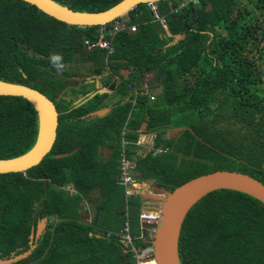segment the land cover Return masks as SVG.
Returning <instances> with one entry per match:
<instances>
[{
    "label": "trees",
    "instance_id": "obj_1",
    "mask_svg": "<svg viewBox=\"0 0 264 264\" xmlns=\"http://www.w3.org/2000/svg\"><path fill=\"white\" fill-rule=\"evenodd\" d=\"M56 1L101 11L120 0ZM208 2L212 8L205 10ZM182 3L158 2L171 35L160 32L148 3L118 17L137 28L106 33L113 48L107 54L86 48L101 25H71L23 0H0V79L40 90L58 111L56 139L43 159L25 171L0 173V259L30 250L8 264H135L134 248L150 243L138 220L144 200L126 197L117 180L122 150L134 158L137 181L154 179L166 190L218 169L264 183V0ZM53 54L63 57L64 71L52 66ZM155 67L163 70V91L151 100L138 93ZM78 76V86L65 84ZM95 77L109 90L90 96L97 91ZM143 122L145 132L155 134L144 153L135 144ZM37 128L25 98L0 95V158L29 150ZM168 129L179 133L166 137ZM139 186L153 198L167 192L149 181ZM94 193V207L103 213L88 222L79 209ZM49 214L53 220L35 235ZM126 220L132 243L124 245L118 232ZM178 256L180 264H264V203L237 190L209 192L182 222Z\"/></svg>",
    "mask_w": 264,
    "mask_h": 264
},
{
    "label": "water",
    "instance_id": "obj_2",
    "mask_svg": "<svg viewBox=\"0 0 264 264\" xmlns=\"http://www.w3.org/2000/svg\"><path fill=\"white\" fill-rule=\"evenodd\" d=\"M35 5L45 14L71 25L91 26L103 25L113 22L118 17L126 14L136 5L141 3L151 4L155 10L153 14L160 16L158 2L160 0H120L112 6L101 11H78L63 5L56 0H23ZM211 9L212 4L208 3L205 9ZM160 32L171 35L159 27ZM180 38L181 35H175ZM128 70L122 73L127 75ZM163 70L155 67L147 82L154 87L153 94L159 95L163 91V85L159 83ZM127 73V74H126ZM109 89L102 88L96 92H105ZM0 95L20 96L25 98L35 109L37 114V136L33 146L26 152L11 158H0V173L25 171L37 165L43 157L51 150L56 139L58 126V111L54 102L40 90L21 83H15L0 79ZM79 100L77 101V103ZM109 108H101L91 113L92 116H101ZM142 130L146 127L143 122ZM71 153V152H70ZM68 153L60 154L59 156ZM217 189H232L246 193L264 203V183L250 174L228 169H218L190 178L159 197L158 206L159 220L152 232L148 249L151 250L150 259L155 264H180L178 256V237L182 222L190 208L203 196ZM141 198L148 201V196L139 193ZM52 215H49L51 218ZM44 226L42 219L38 223L36 235ZM146 227V225H145ZM124 245L126 242L122 240ZM30 253V250L14 255L10 258H1L0 264L15 262Z\"/></svg>",
    "mask_w": 264,
    "mask_h": 264
},
{
    "label": "built area",
    "instance_id": "obj_3",
    "mask_svg": "<svg viewBox=\"0 0 264 264\" xmlns=\"http://www.w3.org/2000/svg\"><path fill=\"white\" fill-rule=\"evenodd\" d=\"M152 8L154 11V7H152ZM159 21H160V25H161L162 29L165 30L168 28L166 22L163 19H159ZM104 25L105 24L101 25V27L99 29L100 35H99V37L95 43H90L87 40L85 41L86 48H88V49H91L94 47L102 48V49L106 50L107 54H109L112 52L113 48H112L110 39L108 37H106V33H108L109 35H113L115 32H117L123 28H126V29L128 28L130 31L134 32V31H136V28H137L136 25H134V24L127 25L126 21L124 19L115 20L113 22L112 27L108 28V29ZM149 89H150V84L146 80V81H144V83L140 87L141 92H139V93L137 92V93L141 94V95H146L151 100H153L155 95L149 94L148 93ZM124 135H125V129L123 127L121 130V140H120V144H121L122 148H124L128 144V141L125 140ZM118 169L119 170H118V174H117V180H118V183L123 187L124 195L126 197H128L132 194H139L140 191H139L138 187L140 184L136 181V178H135L134 173H133L134 162L132 161V159H129L127 157L125 150H122V152H121ZM147 208H151L150 209L151 212H149L151 214L148 213L149 210ZM126 214H127V212H126ZM138 220H139L141 228H143L145 230V232H146V227L149 226V227H151L150 232L152 233L154 228H155L156 223L159 220V211L155 206L146 207L143 205L142 208L140 209L139 213H138ZM145 225H146V227H145ZM120 235H121V238L126 242V244L132 243V235L130 232V224H129L128 220L124 221L123 227L120 229ZM134 251H135L136 255L142 254V253H148L149 255L151 254V250H149L148 247L144 248L143 250H140L141 252L136 248H134ZM151 260L153 261V259H150L149 263H147V264H155V263H152ZM135 264H139V262L138 263L135 262Z\"/></svg>",
    "mask_w": 264,
    "mask_h": 264
},
{
    "label": "rangeland",
    "instance_id": "obj_4",
    "mask_svg": "<svg viewBox=\"0 0 264 264\" xmlns=\"http://www.w3.org/2000/svg\"><path fill=\"white\" fill-rule=\"evenodd\" d=\"M190 1H192L194 3H197L198 2V0H183V3L182 4L187 3V2H190ZM153 13H155V12L153 11ZM155 16H156V14H155ZM156 19H162V18H160L159 16H156ZM174 38L176 39V36H174ZM177 39H179V38L177 37ZM61 80H62V78H61ZM89 81L91 82V80H89ZM65 84L66 85H71V86H78L80 84V77L78 76V77H74V78H68V79L65 80ZM96 87H97V89H102V86H101L100 83H97ZM58 95L62 96V90L59 91ZM178 133H179V130H177V129H168L166 131V134L165 135H166V137H174ZM142 134H144V135H142ZM146 135H147V139L146 140H148V138L151 137V141L152 142L149 143V145H146L147 143H145L143 141V137H146ZM154 135L155 134L153 132L152 133H148V132H145V130L139 129V133H138V137H137V141H136L137 142L136 143L137 145L142 146V147H140L139 151H141L142 153L149 151V146H152L153 143H154V141H153ZM160 151H161V149L159 147H157V148L154 149V153H157V152H160ZM148 181L151 182V183H153V184H156L155 180H146V181L143 180L144 183L145 182H148ZM140 184H142V183H140ZM138 189H139L140 192H141V190H143V188H140V186L138 187ZM151 190H152L151 187H149L147 189V192H151ZM94 194L95 195L92 196L91 201L96 200V198L98 197L96 193H94ZM159 195H160V197H164L165 196V193H163V194L160 193ZM147 198H148V202L147 203L149 205L156 206V207L159 205L158 204V199L159 198H153V197H147ZM144 203H146V202H143V205H144ZM92 204H93V202H87V205H88V213L87 212H84L83 214H81V218H83L85 220H91L92 219L93 213H94V210L92 209ZM81 205H82V203H81ZM79 211H80V209H79ZM148 227L149 226L146 227V234H147V236L151 234V232H150L151 227H149V228ZM136 249H138V248H136ZM134 258H135V260H136L137 263L139 262V264H145V263L147 264V263H149L150 255L148 253H142V254L136 255V253H135L134 254Z\"/></svg>",
    "mask_w": 264,
    "mask_h": 264
},
{
    "label": "crops",
    "instance_id": "obj_5",
    "mask_svg": "<svg viewBox=\"0 0 264 264\" xmlns=\"http://www.w3.org/2000/svg\"><path fill=\"white\" fill-rule=\"evenodd\" d=\"M124 20L126 21V24L129 25V23H128V18H126V19L124 18ZM127 29H128V28H127ZM167 30H168V28L165 29V31L168 33ZM123 71H124V70H122L121 73H122ZM129 72H130V70H128L127 73H129ZM127 73H126V74H127ZM123 74H124V73H123ZM124 75H125V74H124ZM150 75H151V74H150ZM150 75H149V76H150ZM149 76H148V78H149ZM72 78H74V77H72ZM148 78H147V79H148ZM86 79H87V81H89V80L92 81L93 77H92V76H91V77H87ZM97 83H100V82H99V78H98V77H95V85H97ZM143 83H144V82H143ZM143 83H142V84H143ZM67 86H68V85H67ZM153 89H154V87H153V86L151 87V85H150V89L148 90V93H149V94H153V92H152ZM78 100H79V99H78ZM78 100H77V101H78ZM142 127H143V125L140 127V129H141ZM144 130H145V129H144ZM142 135H144V134H142ZM146 139H147V135H146V137H143V141H144L145 143H147L146 145H149V143L152 142V141H151V137H149L148 140H146ZM153 141H154V138H153ZM135 144H136V143H135ZM136 145H137V144H136ZM137 146H138L139 148L142 147V146H140V145H137ZM150 147H152V146H149V148H150ZM108 153H109V150H107L106 148H103V154H104V155H107ZM132 161L134 162V158L132 159ZM133 173H134V174L136 173V172H135V169H133ZM150 180H151V179H150ZM136 181H137V180H136ZM137 182H138L139 184H140V183H144L143 181H142V182H141V181H137ZM72 187H73V185L70 184V188H71V189L69 188V192H74V189H73ZM148 197H149V196H148ZM87 202H88V201H83V202H82V208L80 209V216H81V214H83V213L85 212V210L88 212V205H87ZM145 202H146V203H144V206H146V207H151V206H152V205H149V204L147 203L148 201H145ZM142 206H143V205H142ZM92 209H93V208H92ZM123 213L126 214V211H123ZM86 214H87V213H86ZM82 219H83V218H82ZM83 220H85V219H83ZM85 221H87V220H85ZM143 233L145 234L146 232H145V230L142 228V234H143ZM97 234H100V231H97ZM151 238H152V233H151L150 235L147 236L148 241H149ZM120 240L122 241L123 239L120 238Z\"/></svg>",
    "mask_w": 264,
    "mask_h": 264
},
{
    "label": "flooded vegetation",
    "instance_id": "obj_6",
    "mask_svg": "<svg viewBox=\"0 0 264 264\" xmlns=\"http://www.w3.org/2000/svg\"><path fill=\"white\" fill-rule=\"evenodd\" d=\"M208 3H210V2H208ZM207 3V4H208ZM207 4H206V6L204 7V9L207 7ZM207 9H209V8H207ZM206 10V9H205ZM152 180H154V179H152ZM86 201H88V202H93L94 203V201H91V199H88V200H86ZM92 208H93V210H94V213H93V217H92V219L91 220H87L88 222H90V221H94V222H96V220L98 219V217L99 216H101L102 215V213H103V209L102 208H96V207H94V204H92ZM85 212H87L86 210H85ZM88 213V212H87ZM118 213H122L123 214V211H121V212H118ZM49 215H52V217L51 218H49ZM48 215V217L46 218V220H44V226H43V228L41 229V231L42 230H44L45 229V223H46V221H52L53 220V218H54V216H53V214H49ZM80 218H81V216H80ZM41 221V220H40ZM39 221V222H40ZM38 222V223H39ZM38 223H37V225H36V228H35V235H36V231H37V229H38ZM40 231V232H41ZM97 231H100V233L102 234L103 232H104V230H102V229H97ZM118 235L120 236V238H121V235H120V230H119V232H118Z\"/></svg>",
    "mask_w": 264,
    "mask_h": 264
},
{
    "label": "clouds",
    "instance_id": "obj_7",
    "mask_svg": "<svg viewBox=\"0 0 264 264\" xmlns=\"http://www.w3.org/2000/svg\"><path fill=\"white\" fill-rule=\"evenodd\" d=\"M151 5V4H150ZM153 6L151 5V8ZM153 10V8H152ZM155 10V8H154ZM50 62L57 71H64L66 66L63 63V57L60 54H53L50 56Z\"/></svg>",
    "mask_w": 264,
    "mask_h": 264
},
{
    "label": "bare ground",
    "instance_id": "obj_8",
    "mask_svg": "<svg viewBox=\"0 0 264 264\" xmlns=\"http://www.w3.org/2000/svg\"><path fill=\"white\" fill-rule=\"evenodd\" d=\"M154 185H155L156 187H158L156 184H154ZM158 188H160V189H162V190H165V191H168V190H166V189H164V188H161V187H158ZM147 209L149 210L148 213L151 212V210H150L151 208H147ZM147 209H146V210H147ZM149 214H151V213H149ZM149 261H150V260H149ZM151 262L154 263V261H152V260H151Z\"/></svg>",
    "mask_w": 264,
    "mask_h": 264
}]
</instances>
